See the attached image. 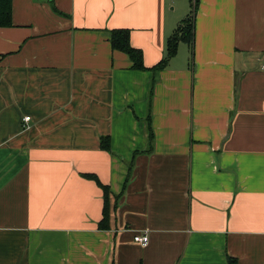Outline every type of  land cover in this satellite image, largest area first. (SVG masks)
Here are the masks:
<instances>
[{"label": "crops", "instance_id": "crops-1", "mask_svg": "<svg viewBox=\"0 0 264 264\" xmlns=\"http://www.w3.org/2000/svg\"><path fill=\"white\" fill-rule=\"evenodd\" d=\"M190 1H11L0 264H264V0H198L193 57L158 72L110 46L156 65Z\"/></svg>", "mask_w": 264, "mask_h": 264}, {"label": "trees", "instance_id": "trees-1", "mask_svg": "<svg viewBox=\"0 0 264 264\" xmlns=\"http://www.w3.org/2000/svg\"><path fill=\"white\" fill-rule=\"evenodd\" d=\"M11 1L0 0V28L11 27ZM191 9L189 14L177 25L172 35L166 41V54L156 65L146 68L143 65V56L140 50L133 48L129 41V31L127 29H115L110 31L109 42L112 50L125 54L131 64L132 69L137 71L158 72L163 70L167 62L176 55L179 43H185L193 57L194 45V21L198 8V0L190 1ZM152 134V133H151ZM100 147L109 151V138H100ZM84 178L92 180L101 189L103 194L102 218L98 223L100 230L109 228L111 193L107 186L101 184L93 175H83ZM227 264H237L236 259L227 258Z\"/></svg>", "mask_w": 264, "mask_h": 264}, {"label": "built area", "instance_id": "built-area-1", "mask_svg": "<svg viewBox=\"0 0 264 264\" xmlns=\"http://www.w3.org/2000/svg\"><path fill=\"white\" fill-rule=\"evenodd\" d=\"M261 70L264 72V63L261 65ZM263 109H264V106H263ZM29 120V117H25L24 118V121H28ZM133 243L135 244H138L142 247H145L148 243V236L146 234H143V235H135L133 237Z\"/></svg>", "mask_w": 264, "mask_h": 264}, {"label": "rangeland", "instance_id": "rangeland-1", "mask_svg": "<svg viewBox=\"0 0 264 264\" xmlns=\"http://www.w3.org/2000/svg\"><path fill=\"white\" fill-rule=\"evenodd\" d=\"M192 1V0H191Z\"/></svg>", "mask_w": 264, "mask_h": 264}]
</instances>
